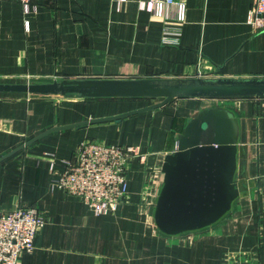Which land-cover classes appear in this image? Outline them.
I'll list each match as a JSON object with an SVG mask.
<instances>
[{
  "label": "crops",
  "instance_id": "0c3cea01",
  "mask_svg": "<svg viewBox=\"0 0 264 264\" xmlns=\"http://www.w3.org/2000/svg\"><path fill=\"white\" fill-rule=\"evenodd\" d=\"M139 1L147 0H36L29 15L18 0L3 1L0 83L264 79V29L249 21L253 0H179L183 21L173 19V7L163 19ZM144 102L0 93V159L48 129L153 104ZM215 107L243 127L249 192L215 225L167 237L153 221L164 157L190 119ZM88 140L135 149L115 213L96 215L53 187L51 158L68 160ZM20 206L46 221L20 264H227L241 250L264 264V98L175 99L113 123L49 133L0 161V214Z\"/></svg>",
  "mask_w": 264,
  "mask_h": 264
},
{
  "label": "water",
  "instance_id": "95a60500",
  "mask_svg": "<svg viewBox=\"0 0 264 264\" xmlns=\"http://www.w3.org/2000/svg\"><path fill=\"white\" fill-rule=\"evenodd\" d=\"M0 93L89 98H150L160 101L110 117L54 127L14 149L0 161L45 135L66 129L113 123L152 111L175 99L264 98V79H133L49 83H0ZM243 127L224 107L202 111L188 121L175 149L166 154L163 183L153 207L156 229L167 237L201 231L223 219L248 187Z\"/></svg>",
  "mask_w": 264,
  "mask_h": 264
},
{
  "label": "built area",
  "instance_id": "2783aa9c",
  "mask_svg": "<svg viewBox=\"0 0 264 264\" xmlns=\"http://www.w3.org/2000/svg\"><path fill=\"white\" fill-rule=\"evenodd\" d=\"M34 1L18 0L24 15L34 12ZM138 7L163 19L170 18L167 9L173 7V19L184 20L185 6L179 0L139 1ZM249 21L264 29V0H253ZM134 154L130 145L84 141L68 160L51 158L53 187L80 198L96 215L115 213L127 196V172ZM45 223L44 215L34 207L20 206L0 214V264H20V255L34 249L35 237Z\"/></svg>",
  "mask_w": 264,
  "mask_h": 264
},
{
  "label": "rangeland",
  "instance_id": "374dc122",
  "mask_svg": "<svg viewBox=\"0 0 264 264\" xmlns=\"http://www.w3.org/2000/svg\"><path fill=\"white\" fill-rule=\"evenodd\" d=\"M70 96H72V95H70ZM144 101H145L144 102L145 104H148V103L151 104V103H155L157 101H160V99H147V100H144ZM135 155L136 154H134L133 157H135ZM62 192H64V191H62ZM248 192H249V190L247 191V193ZM238 253L239 252H233L231 254V256L229 254L228 259H227L228 262H226V263L227 264H258L257 261H255L253 257L251 258V256H253L254 253H256V252H253V250L252 251L241 250V252L239 254Z\"/></svg>",
  "mask_w": 264,
  "mask_h": 264
},
{
  "label": "trees",
  "instance_id": "16d2710c",
  "mask_svg": "<svg viewBox=\"0 0 264 264\" xmlns=\"http://www.w3.org/2000/svg\"><path fill=\"white\" fill-rule=\"evenodd\" d=\"M123 100H127V101H144V100H147V99H150V98H122Z\"/></svg>",
  "mask_w": 264,
  "mask_h": 264
}]
</instances>
